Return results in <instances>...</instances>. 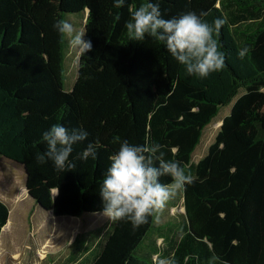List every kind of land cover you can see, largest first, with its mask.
Instances as JSON below:
<instances>
[{
  "label": "trees",
  "instance_id": "trees-1",
  "mask_svg": "<svg viewBox=\"0 0 264 264\" xmlns=\"http://www.w3.org/2000/svg\"><path fill=\"white\" fill-rule=\"evenodd\" d=\"M144 2L0 0V157L24 167L35 204L54 217L81 218L103 213L99 186L119 147L116 137L159 143L164 159L179 161L193 183L135 230L108 220L105 230L77 235L68 263L158 264L169 257L175 264H264V0H160L166 19L194 11L209 23L225 20L213 33L224 67L202 79L188 75L154 38L129 40L125 25ZM85 9L92 48L65 91L69 47L53 23L68 21L66 15L80 22ZM223 107L229 113L213 142L192 161ZM53 124L89 133L70 159L89 142L97 158L76 159L65 172L51 160L38 163L46 149L42 133ZM160 182L171 184L168 176ZM8 216L0 201V232Z\"/></svg>",
  "mask_w": 264,
  "mask_h": 264
},
{
  "label": "clouds",
  "instance_id": "clouds-1",
  "mask_svg": "<svg viewBox=\"0 0 264 264\" xmlns=\"http://www.w3.org/2000/svg\"><path fill=\"white\" fill-rule=\"evenodd\" d=\"M114 3L123 7L125 0H114ZM202 15L188 11L166 19L160 9V0H145L132 12L125 27L129 40L141 42L146 35L154 38L178 64L184 66L188 75L202 79L222 69L225 63V55L213 35L219 33L225 20L217 17L209 23L202 19ZM53 28L70 38V47L80 56L91 50V40L84 39L85 31H76L69 21L57 20ZM239 55L243 56L244 52ZM88 135L83 126L68 128L53 124L42 133L46 149L37 153L36 161L44 164L51 160L58 171L65 172L77 167L76 159L95 160L97 147L92 142L78 157L70 159L73 146L85 141ZM115 139L119 147L109 158L99 186L102 211L112 222H130L135 230L153 213L162 210L176 192L193 183V177L185 173L179 161L164 159L163 146L159 143L134 144L127 139ZM161 176H168L171 184H162ZM158 264L175 262L163 257L158 259Z\"/></svg>",
  "mask_w": 264,
  "mask_h": 264
},
{
  "label": "rangeland",
  "instance_id": "rangeland-1",
  "mask_svg": "<svg viewBox=\"0 0 264 264\" xmlns=\"http://www.w3.org/2000/svg\"><path fill=\"white\" fill-rule=\"evenodd\" d=\"M88 16V9H85L80 22L78 15H66V18H69L76 31L86 33ZM69 39L67 37L69 48L63 64L65 91L72 89L82 61V56L70 47ZM228 113L229 107L221 108L217 118L204 129L192 161H198L207 152L217 134L220 120ZM24 186L23 167L0 157V201L7 204L8 223L12 222L10 233L3 235L0 232V237L3 235L0 241V264H74L68 263V260L73 250L70 244L75 237L98 228L105 230L109 224V219L103 213L81 218L54 217L51 212L40 209L30 198H26Z\"/></svg>",
  "mask_w": 264,
  "mask_h": 264
},
{
  "label": "water",
  "instance_id": "water-1",
  "mask_svg": "<svg viewBox=\"0 0 264 264\" xmlns=\"http://www.w3.org/2000/svg\"><path fill=\"white\" fill-rule=\"evenodd\" d=\"M22 167H23V166H22ZM23 170H24V174H25V178H26V172H25L24 167H23ZM24 188H25V186H24ZM25 191H26V198H27V199L30 198V199L33 201V199L28 195L26 188H25ZM33 202H34V201H33ZM35 205L38 206L40 209L46 211V210L43 209L40 205H38V204H35ZM46 212H48V211H46Z\"/></svg>",
  "mask_w": 264,
  "mask_h": 264
},
{
  "label": "crops",
  "instance_id": "crops-1",
  "mask_svg": "<svg viewBox=\"0 0 264 264\" xmlns=\"http://www.w3.org/2000/svg\"><path fill=\"white\" fill-rule=\"evenodd\" d=\"M25 196H26V191H25ZM4 204H5V203H4ZM5 205L7 206V204H5ZM8 220H9V219H8ZM8 220H7V224H6L4 227H6V226L8 225ZM4 227L2 228L1 231H3ZM32 257H33V255H32Z\"/></svg>",
  "mask_w": 264,
  "mask_h": 264
},
{
  "label": "bare ground",
  "instance_id": "bare-ground-1",
  "mask_svg": "<svg viewBox=\"0 0 264 264\" xmlns=\"http://www.w3.org/2000/svg\"><path fill=\"white\" fill-rule=\"evenodd\" d=\"M13 256H15V255H13Z\"/></svg>",
  "mask_w": 264,
  "mask_h": 264
}]
</instances>
